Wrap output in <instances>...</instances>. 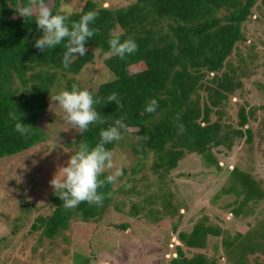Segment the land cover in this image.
<instances>
[{
	"label": "trees",
	"instance_id": "trees-1",
	"mask_svg": "<svg viewBox=\"0 0 264 264\" xmlns=\"http://www.w3.org/2000/svg\"><path fill=\"white\" fill-rule=\"evenodd\" d=\"M66 1L74 4V8L98 12L90 25L95 35L86 42V56L74 58L68 69L61 63L66 50L63 44L45 52L34 47L42 32L35 21L25 20L17 12L22 0H0V158L47 140L37 121L49 110L48 98L58 78L70 74L64 88L78 85L75 76L94 62L95 51L99 57L104 56L108 51L107 40L117 30L124 37L134 38L138 51L124 60L116 56L104 58L114 78L101 83L95 92L88 90L100 100L96 108L106 123L90 126L82 136L77 133L74 141L68 143L73 152L82 141L94 145L101 128L109 127L115 119L126 124L122 134L136 136L132 144L135 153L151 154L153 171L174 169L187 154H199L206 166L219 168L212 148L231 149L234 138L242 136L251 142L248 119L253 116V110L239 107L240 129L230 128L219 118L229 95L242 88L239 75L244 72L238 74L240 69L228 59L237 43L245 39L243 24L258 0H133L114 9L93 0ZM57 3L58 0L56 8ZM113 93L117 94V103L106 101ZM153 98L157 99L159 109L150 114L145 111V105ZM12 111L20 115L22 123L32 127L28 135L16 132L15 121L9 118ZM213 112L218 115L215 121H211ZM145 136L147 139H142ZM116 143L106 147L113 151ZM136 165L133 171L145 166L141 160ZM100 191L110 194L102 206L81 203L74 209H65L52 191L48 195L52 211L48 215L39 214L31 224L32 231L40 230L43 236L54 239L76 218L97 224L112 206L116 192L114 184H106ZM221 192L234 196L232 217L248 215L253 205L264 200L261 180L237 166L230 170L228 184ZM23 211L29 213L33 208L25 205ZM149 214L153 211L149 210ZM205 220L197 222L189 232L178 233L187 250L175 242L176 251L168 264H217L219 256L215 251L209 255V236H221L230 264H249V255H264V219L233 235L222 226L204 223ZM17 225L14 227L18 228ZM115 227L121 232L130 231L127 223ZM213 246L217 249L216 244ZM253 261L264 264L258 256Z\"/></svg>",
	"mask_w": 264,
	"mask_h": 264
},
{
	"label": "rangeland",
	"instance_id": "rangeland-1",
	"mask_svg": "<svg viewBox=\"0 0 264 264\" xmlns=\"http://www.w3.org/2000/svg\"><path fill=\"white\" fill-rule=\"evenodd\" d=\"M93 1L113 9L133 2ZM51 2L56 4V0ZM61 3L67 1L58 0V7ZM71 5L74 8V4ZM243 30L245 39L237 43L228 59L240 69L238 74L244 72L239 75L242 88L229 95L219 120L232 129H240L239 107L253 110V116L248 119L252 129L251 142H246V137L242 136L234 138L231 149L222 146L212 148L219 168L206 166L199 154H187L174 169L165 172L151 169V154L144 156L133 151L136 136L122 134L113 153L125 172L114 183L116 192L112 206L97 224L93 220L84 222L76 218L62 234L48 239L40 230L32 231L31 224L39 214L48 215L52 211L48 200L53 191L50 180L72 154L74 148L68 143L73 142L78 133L67 123L58 104L51 100L64 88L70 74L60 76L48 98L47 114L37 121L47 140L13 156L0 158V264H168L176 251L175 242L186 249L179 241L178 233L189 232L204 218V223L222 226L232 235L237 231L245 232L262 221L264 200L253 205L248 215L232 217L230 210L234 196L221 192L235 166L250 172L264 186L262 0L257 1L249 19L243 24ZM95 54L94 62L75 76L81 88L93 92L101 83L114 78L104 64L105 57H99L97 51ZM217 119L218 115L213 112L211 121ZM140 160L145 166L133 171ZM25 205H31L33 211L24 212ZM149 210L153 214H149ZM122 223L128 224L129 232H121L115 227ZM208 251L210 256L214 251L219 256L217 264H230L221 245V236H209ZM256 256L264 261V255L255 253L247 257L249 264H254Z\"/></svg>",
	"mask_w": 264,
	"mask_h": 264
},
{
	"label": "clouds",
	"instance_id": "clouds-1",
	"mask_svg": "<svg viewBox=\"0 0 264 264\" xmlns=\"http://www.w3.org/2000/svg\"><path fill=\"white\" fill-rule=\"evenodd\" d=\"M17 12L25 20L35 21L36 27L42 32L35 40L34 47L45 52L46 49L53 50L64 45L66 50L61 55L63 68H70L74 58L86 56V42L95 35L90 25L94 24L98 16L97 11H84L83 7L73 8L68 3H61L56 8L51 0H22ZM74 16L79 19H72ZM107 44L108 51L103 53L105 59L116 56L124 60L138 51L136 40L130 36L124 37L121 31L112 32ZM117 99V94L113 93L106 101L117 103ZM51 100L58 104L67 123L81 136L89 131L90 126L106 123L96 108L100 100L77 84H73L70 89H61ZM158 109L159 104L155 98L145 105V111L150 114L157 113ZM9 118L15 121V130L21 136L30 133L32 127L22 123L17 112H9ZM124 128L126 124L115 119L109 127L101 128L94 145L82 141L66 163L58 168L50 185L65 209L77 208L81 203L102 206L106 195L110 194L100 190L106 184L116 183L124 175L123 165L116 161L113 151L106 147L122 139L121 129ZM142 139L146 140L147 137Z\"/></svg>",
	"mask_w": 264,
	"mask_h": 264
}]
</instances>
